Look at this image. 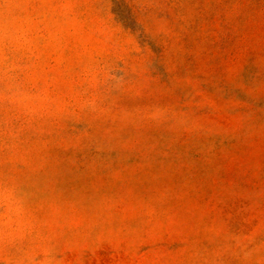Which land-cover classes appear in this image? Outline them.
I'll return each mask as SVG.
<instances>
[{"label":"rangeland","instance_id":"1","mask_svg":"<svg viewBox=\"0 0 264 264\" xmlns=\"http://www.w3.org/2000/svg\"><path fill=\"white\" fill-rule=\"evenodd\" d=\"M0 264H264V0H0Z\"/></svg>","mask_w":264,"mask_h":264}]
</instances>
